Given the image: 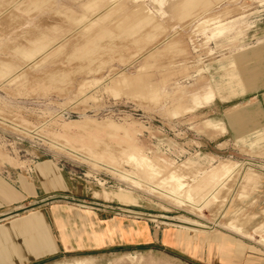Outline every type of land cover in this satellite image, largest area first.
I'll list each match as a JSON object with an SVG mask.
<instances>
[{
	"label": "rangeland",
	"instance_id": "obj_1",
	"mask_svg": "<svg viewBox=\"0 0 264 264\" xmlns=\"http://www.w3.org/2000/svg\"><path fill=\"white\" fill-rule=\"evenodd\" d=\"M263 96L264 0H0V177L50 164L78 192L0 227L93 228L23 264H264Z\"/></svg>",
	"mask_w": 264,
	"mask_h": 264
},
{
	"label": "crops",
	"instance_id": "obj_2",
	"mask_svg": "<svg viewBox=\"0 0 264 264\" xmlns=\"http://www.w3.org/2000/svg\"><path fill=\"white\" fill-rule=\"evenodd\" d=\"M244 110V117L249 119L250 124L256 122L250 118V114L260 110L264 116V96L261 102ZM74 191L77 195V189L66 181L56 167L45 164L34 168L30 175L14 177L12 182L0 177V208H30L46 197L62 196ZM79 221L70 212L51 206L1 226L0 264L31 263L64 251L79 250L82 245L88 244L86 242H91L94 235L90 234L93 228L90 230L86 224L82 230Z\"/></svg>",
	"mask_w": 264,
	"mask_h": 264
},
{
	"label": "bare ground",
	"instance_id": "obj_3",
	"mask_svg": "<svg viewBox=\"0 0 264 264\" xmlns=\"http://www.w3.org/2000/svg\"><path fill=\"white\" fill-rule=\"evenodd\" d=\"M192 1V0H191ZM205 6V5H204ZM147 19V18H146ZM31 53V51H29ZM33 52V51H32ZM28 59V58H27ZM132 148V147H131ZM135 159V158H134ZM140 161V160H139ZM194 239V238H193ZM76 264H82V262H77Z\"/></svg>",
	"mask_w": 264,
	"mask_h": 264
}]
</instances>
